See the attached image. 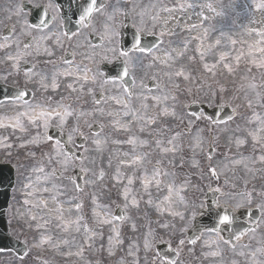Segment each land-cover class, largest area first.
I'll use <instances>...</instances> for the list:
<instances>
[{
  "label": "rangeland",
  "instance_id": "374dc122",
  "mask_svg": "<svg viewBox=\"0 0 264 264\" xmlns=\"http://www.w3.org/2000/svg\"><path fill=\"white\" fill-rule=\"evenodd\" d=\"M21 1L0 0V39L2 29L6 25H13L15 12ZM261 2L262 0H133L123 4L121 0H113L109 7L101 11L100 17L107 21L101 22L100 33L110 40L108 48L112 57L120 54L119 30L122 24L118 17L121 18L124 11H128L133 25L139 31L146 29L150 32L167 33L163 36L164 43L160 45L164 55L159 52L161 60L158 55L157 58L153 57L154 65L150 64L151 58H148L141 66H132L136 85L131 99L120 84H106L100 78L101 92L107 94L106 102L100 108L105 110L108 107L112 117L111 121L108 117L102 122L104 131L100 133V138L105 143L99 149L93 142L96 135L88 132L84 136L87 144L79 149L84 155L82 160L74 157V161H69L67 165L61 164L64 155L57 154V144L47 136L50 126L47 130L44 125L23 126L22 131L14 122L0 118L4 125L0 127V162L9 163L16 170V185L8 211L10 230L13 236L30 249L24 259L13 253L0 252V264H169L156 251L159 243L169 245L175 251L178 255L176 264H264V256L256 251L264 247V218L261 217L264 196L261 199L257 195L252 196L251 201L228 202L229 207L235 211L253 208L260 213L257 229L250 231L233 247L218 240L214 232H204L196 244H192L187 238L194 220L193 213L197 217L201 210L206 209L204 184L210 177L207 169L208 137L205 135L204 116L198 118L187 110L192 104L207 105L208 101L210 104L221 102L222 105L232 106L236 110L237 120L226 126L228 129L236 126L241 117L245 116L241 101H251L252 108L253 103L257 104L252 112L257 115V110L261 109L260 99L257 94L254 99L250 88L255 95V88L251 86L264 82V69L255 67L251 60L252 56L264 54L250 52L249 49L259 40L255 33L264 32V9L257 7ZM182 4L185 5L184 8L180 7ZM188 4L192 7H187ZM209 4L212 5L211 9L207 7ZM165 8L173 11L162 10ZM246 29L253 30V34L247 35ZM225 36H231L237 43L231 44ZM217 39L221 41L219 45L215 43ZM209 45L212 46L210 52L206 51ZM202 51H205L203 59ZM223 53L227 55L221 61L220 55ZM125 59L137 65L141 61L134 54ZM205 64L209 67L205 68ZM178 71H182L183 75L177 76L175 73ZM149 77L158 81L159 89L150 91L146 88ZM245 92L248 97H245ZM153 97H160V101L157 102ZM117 100L122 103H117ZM125 104L128 109L124 107ZM142 104H146L147 108H142ZM164 109L168 110V115L164 114ZM128 110L130 113L125 116L124 112ZM152 110H155V115L150 114ZM164 115L172 116L173 122L159 123ZM137 116H143L144 119L138 120ZM153 118L154 123H147ZM117 121L121 125H129V128L118 126ZM167 126L175 129L178 140H171L174 151L165 153L162 149L170 141ZM61 128L71 130L69 136L75 143L80 127L62 125ZM30 129H33L34 134L29 133ZM153 135L163 142L160 146L152 142ZM197 138L200 140L199 147H196ZM129 140H135L136 144L128 143ZM140 141L147 143L140 144ZM150 149H156L158 154L147 153ZM135 156H141L142 163L128 166L129 162L125 161ZM246 162L249 169L241 177L251 181L254 161L248 158ZM157 165L161 169L162 184L158 189L153 183L145 191L142 177L145 172L152 175ZM76 167L80 170L81 167L84 168L81 175L82 190L76 187L73 176ZM217 167L213 168L219 177L226 175L230 178L228 172H222L218 165ZM118 169L122 174L120 177H117ZM53 170L55 175H52ZM101 172L104 174L103 179L100 178ZM129 178L133 179L131 185L128 184ZM233 181L236 182L237 179ZM53 185H56L55 189ZM168 185L174 189L170 210L161 211L157 205L168 195ZM45 187L49 189L48 192L43 191ZM125 188L130 189L127 201L123 195ZM257 189L255 188V192ZM175 190H180L179 195L175 194ZM133 197L137 201L136 205L132 204ZM179 197H183V201ZM149 200L152 201L151 204L148 203ZM77 205H81L79 210ZM161 207L169 209V204L165 202ZM39 208L49 216L44 218V215L37 214ZM117 208L121 209L120 215H125L126 212L127 219L112 220L108 225L96 226L94 238H84L82 227L89 216L96 215L93 217L96 223L105 216L107 210L111 211L112 216H116ZM58 209H62V219ZM173 212L182 213L183 218L172 215ZM33 216L36 217L35 220L32 219ZM76 220L80 224L79 231H75L76 225L72 223ZM61 224L72 229L67 231ZM117 232L119 236L116 235ZM44 238H49L50 243H41ZM181 240L185 241L183 245L180 244ZM212 240H217V243H212ZM72 248L76 252L72 251L73 254L68 255L67 252ZM212 251H219L220 254L208 255Z\"/></svg>",
  "mask_w": 264,
  "mask_h": 264
},
{
  "label": "flooded vegetation",
  "instance_id": "af4514ba",
  "mask_svg": "<svg viewBox=\"0 0 264 264\" xmlns=\"http://www.w3.org/2000/svg\"><path fill=\"white\" fill-rule=\"evenodd\" d=\"M29 1L32 5L25 7L21 4L17 7L13 26L8 31H4V34L10 33V37L5 38L3 37L4 34L1 33L0 92L2 93L6 88L7 93L2 95H6V98H0V118L16 123L15 117L25 110L23 106L27 102L34 106L39 105L49 111L59 110L61 113H63L64 108H68L72 115L65 118L63 125L79 126V133L84 132L83 127L94 125L99 126V131L103 132L104 128L103 131L100 128L102 122H105L108 117L111 121L112 115H109L110 109L108 107L105 110L104 108L101 109L100 106L103 103H98V101H106L107 99L106 92H101L100 78L106 84L119 83L123 88L122 83L107 80L104 74L105 66L109 68L108 65L123 57L122 53L118 57L115 54L112 57L108 48L111 44L109 43L110 40L100 33L101 22L107 21L100 17V13L110 6L113 0H105V3L103 1L101 9L93 11L91 19L86 21L83 26H81V14L84 7L90 5L91 0H60V4L59 0ZM127 13L128 11H124L121 18L118 17L119 22L122 18L124 19L122 24L129 17ZM44 18L49 19V22H44ZM33 20L37 21L36 24L32 23ZM46 23L47 25H45ZM157 28L158 26H156ZM160 47L157 46L151 52H131L141 61L139 65L129 63L132 66H141L146 63L148 58H151L150 64L154 65L155 59L153 57L157 58L156 55H158L160 58L159 52L164 55ZM18 55L19 58L17 59ZM129 55L125 57H129ZM70 67L73 74L58 75L66 72ZM85 75L88 79H81ZM53 77H55L57 84L55 89L51 86ZM42 78L44 83L48 85L47 88L41 85ZM262 84L264 82L255 88V95L250 88L254 99H256L257 92L264 95V87H260ZM146 88L153 91L159 89L160 85L151 84L148 80ZM24 92L27 95L18 98ZM134 94L135 89L132 95L127 93V96L131 99ZM246 96L247 92H245ZM258 101L261 109H258L256 113L264 118V100ZM208 103L210 104V101ZM209 104H207L209 109H213L221 102L210 104L211 106ZM241 104L244 106L243 113L245 116L241 117L239 123L231 129L226 126L235 123L237 117L228 123H214L211 118L204 116L206 122L205 135L208 137L207 169L210 176L204 184L205 196L214 197L216 203L219 201L220 206H230L228 202L251 201V197L255 195L259 199L264 196V162L259 160V157L264 155V130H261L262 126L259 121L252 119L255 116L252 112L254 108H257V104L253 103V108L248 107L247 101H241ZM81 113L84 115H80ZM150 114L155 115V110H152ZM131 119L133 120L134 117ZM59 120L60 117L53 113L49 122L50 126L58 125ZM170 121L173 122L172 116L164 115L163 120H160L159 123L166 124ZM21 124L25 127H31L42 126L44 122L39 120L33 124L27 116H23L21 117ZM169 129L167 126V137L169 140L176 137L173 141H177L178 133L174 128ZM68 131L71 130L68 129ZM29 133L33 134V129H30ZM250 133H257L261 137L260 142L254 141ZM152 138V142L159 140L156 135H153ZM238 140H243L244 143L238 144ZM166 146L172 148V143L168 142ZM147 153L158 154L156 149H150ZM248 158L254 161L252 165L254 173L251 181H246L241 177V174L249 169L246 162ZM237 160L243 162L237 164L235 163ZM217 165L222 172L229 173V179L226 175L219 177V180L211 176L210 168H218ZM235 179H237L236 182L233 181ZM215 188H219L220 191L213 192L211 190ZM255 188H258L256 192ZM245 190L249 191L245 192ZM243 194L250 196V199H247Z\"/></svg>",
  "mask_w": 264,
  "mask_h": 264
},
{
  "label": "snow or ice",
  "instance_id": "6c2138e0",
  "mask_svg": "<svg viewBox=\"0 0 264 264\" xmlns=\"http://www.w3.org/2000/svg\"><path fill=\"white\" fill-rule=\"evenodd\" d=\"M180 7L181 8H184L185 5L182 4V5H180ZM187 7H192V5L191 4H188ZM207 7L211 9L212 8V5L209 4V5H207ZM257 7L260 8V9H264V0H262V2L257 5ZM97 10H98V6L96 4V0H91L90 5L87 6V7H84L83 12L81 14V18H80V20H81V26H83L86 21H89L91 19V13L93 11H97ZM162 10L168 11V12H172L173 11V9H170V8H165V9H162ZM141 15H143V14H141ZM154 19H158V17H154ZM193 27L195 28L196 25H193ZM245 32H246L247 35H252L253 34V30H251V29H246ZM206 33H207V30H205V34ZM166 34L167 33L165 31H161L160 32V37H163ZM255 35L259 37V40L254 45H251L250 46L249 51L250 52H253L254 51V52H258V53L264 54V32H258V33H255ZM225 39H227L233 45L237 43V41L235 39H233L231 36H225ZM161 43H163V40H161ZM215 43H216V45H219L221 43L220 39H217ZM211 49H212V46L209 45V47H208V49L206 51L210 52ZM136 50L143 52L144 51V48H143V46H141V47H139ZM125 55H127V54H125ZM226 55H227V53L221 54L220 55V60L223 61L225 59V56ZM204 56H205V51H202L201 52V59H203ZM9 58H12V57H9ZM18 58H19V55H18L17 59ZM236 59L238 61L239 60V56ZM251 62H252V64L255 67L260 68V69H264V55H261L259 57L252 56ZM131 67H132L131 63H126L125 69H124V75H128L129 70H130ZM204 67L205 68H208L209 66L207 64H205ZM229 70L231 71V69H229ZM209 71H211L210 68H209ZM71 74H73V72H72V69L70 67L66 72L59 73L58 75H71ZM175 74L177 76H179V75H183V72L182 71H178ZM185 78H187V77H185ZM81 79L87 80L88 77L85 75L84 77H81ZM93 79H94V77H93ZM40 83H41V85L43 87H45V88L48 87V85L44 83V79L43 78L41 79ZM51 86L54 89L57 87L55 77H53V81H52V85ZM251 87L256 88L257 85L253 84ZM260 87H264V84L260 85ZM26 95H27L26 92L21 93L18 98H23ZM257 97L259 99H261V100H264V95H262L259 92H257ZM153 98L155 100H157V102L160 101V97H153ZM113 99H115V98L113 97ZM145 99H146V97H145ZM165 99H167V97H165ZM104 102H106V101H98V103H104ZM117 103H122V101L117 100ZM23 107H24L25 110L23 112H21L17 117H15V121H16L15 126L16 127H20L22 131L24 130L23 129V125L21 124V117H23V116H27L28 119L33 124H35L39 120H43V122H44V128H45V130H47L48 127L50 126V123L49 122H50V119L53 116V113L56 116H59L60 117V120H59V123H58V126H60V127H62L65 118L67 116H71L72 115V112L69 111L68 108H64L63 113H61L59 110L49 111V110H47L45 108H41L39 105H35L34 106V105H31V104H29L27 102H25V105ZM124 107L126 109H128V105L127 104H125ZM141 107L142 108H147V105L146 104H142ZM248 107H252L251 101H249ZM233 112H235V109H233ZM129 113H130V110L125 111L124 112V115L127 116V115H129ZM164 114L165 115H168L169 114L167 109H164ZM80 115H84V113H81ZM109 115H111V113H109ZM136 118L138 120L139 119H144L143 116H137ZM252 119L255 120V121H259L261 123V126H262L261 127V130H264V118H261L259 115H255ZM154 122H155L154 118L147 121V123H154ZM116 123H117L118 126H120L122 128H125V129H128L129 128V125H127V124L121 125V124H119V121H117ZM225 123H226V121H225ZM3 126H4L3 123L0 122V127H3ZM100 128H101V131H103L104 125H101ZM141 130H143V129H141ZM250 134L252 135V138H253L254 141H256L257 143L260 142L261 137L257 133H250ZM95 135H96L97 138L93 142L97 145V149H99L100 146L103 143H105V141L100 138V133L99 132L96 133ZM49 139H51V138L49 137ZM175 139H176V137H173L172 138V140H175ZM68 141H69V143H71V136L68 137ZM171 142L172 141L170 140L169 143H171ZM128 143L135 145L136 144V141L135 140H129ZM146 143H147V141H140V144H146ZM162 143L163 142L160 141V140H157L156 141L157 146H160ZM237 143L238 144H242V143H244V141L243 140H238ZM56 144H57V149H56L57 154L58 155H61V154L64 155V160L61 161V164L62 165H67V163L69 161H74V159H75L74 157H69V156H67L66 153L63 152V149L60 147V141H56ZM199 146H200V140H199V138H197L196 147H199ZM162 151L166 153V152L174 151V149H172V148H163ZM85 152H87V148H85ZM209 159H211V157H209ZM259 160L261 162H264V155H261L259 157ZM242 162L243 161H241V160L235 161V163H237V164H240ZM141 163H142V157L141 156H135L129 162V165L128 166L131 167L133 165H138V164H141ZM40 171L43 172V169H40ZM81 171H84V168L83 167H81ZM210 173H211V176L214 179L219 180V175L217 174V172H216V170L214 168H210ZM52 175H55V170H53ZM121 175L122 174L119 172V169H118L117 170V177H120ZM164 175H167V173H164ZM103 176H104V174H103V172H101L100 173V178L103 179ZM160 176H161V169H160L159 165H157V167L155 168V170L153 171V173H152L151 176H149L147 174V172H145L144 176L142 177V183H143L144 190L147 191L149 189V187L153 183H155L156 187L159 189L160 186H161V184H162V180L160 179ZM45 179H47V176L45 177ZM73 183H75V182L73 181ZM132 183H133V179L132 178H129L128 179V184L131 185ZM225 183H227V181H225ZM29 187H31V186H29ZM76 187L78 189H81L82 190V186L81 185H76ZM167 187H168V195L166 197H164V200L161 201V204L160 205H157V208L159 210H161V211L170 210V204H171L172 195L174 193V189H173V187L171 185H168ZM53 188L55 189L56 188V185H53ZM180 190H182V189H180ZM180 190H175V194L176 195H179V191ZM211 190L213 192H219L220 191L219 188H215V189H211ZM43 191L44 192H48L49 189L47 187H45L43 189ZM129 192H130V189L129 188H125L124 193H123L125 201L128 200ZM243 195H245L247 199H250V196H248L247 194H243ZM179 198H180L181 201H183V197H179ZM53 199L55 200V196H53ZM165 202H167L169 204V209H164L163 207H161V205H163ZM94 203H95V201H94ZM148 203L151 204L152 201L149 200ZM132 204L133 205H136L137 204V201H136L135 197H133V199H132ZM217 206L219 207V201H217ZM45 207H46V205H45ZM80 207H81V205H77V210H79ZM98 207H99V205H98ZM261 207H262L261 217L264 218V205H262ZM126 208H127V205H125V209ZM58 211L61 212V219H62V209H58ZM225 212H227V209H225ZM171 214L172 215H180L181 218H183L182 213L173 212ZM97 215H99V213H97ZM105 216H107L109 218L108 219H104L102 221L103 223H111L112 220L124 221L125 219H127L126 212H125V215L112 216L111 211L110 210H107L105 212ZM32 219L35 220L36 217L33 216ZM193 219H195V214L194 213H193ZM259 222L260 221H257V224H259ZM72 223H74L76 225V230L79 231L80 230L79 221L78 220L72 221ZM233 223H234V217H230L228 214H225V215L222 216V218H220V224L221 225H231ZM38 227H40V226L38 225ZM64 227H65V230H67V225H65ZM240 227L242 228L243 226H240ZM221 230H222L221 228H216L215 229V235H216V237H217L218 240H223V237L220 236ZM88 231H90V230H88ZM250 231H255V229H250ZM116 235L119 236V232H117ZM233 235L235 236V240L236 241H240L241 240V237L243 235H246V233L240 231L239 233H233ZM202 236H203V233H201L200 236L192 239L190 242L192 244H196L197 240L200 239ZM109 239H110V242H111L112 237H110ZM64 242L67 243V241H64ZM118 242L122 243V241H118ZM211 242L212 243H217V240H212ZM223 242L225 244H228V243H230V240H223ZM41 243H50V240H49V238H44V239L41 240ZM184 243H185L184 240H181L180 241V244L181 245H183ZM205 243H208V241H205ZM245 246H247V245H245ZM56 247H58V245ZM256 251L259 252L261 254V256H264V247L259 248ZM72 254L73 253H71V252L68 253V255H72ZM219 254H220L219 251H212V252L208 253V255H211V256H218ZM240 254L241 255H244L243 252H241ZM76 255H79V253H76ZM253 259L255 260V254H253ZM169 264H176V262L175 261H172V262H169ZM257 264H258V262H257Z\"/></svg>",
  "mask_w": 264,
  "mask_h": 264
},
{
  "label": "water",
  "instance_id": "95a60500",
  "mask_svg": "<svg viewBox=\"0 0 264 264\" xmlns=\"http://www.w3.org/2000/svg\"><path fill=\"white\" fill-rule=\"evenodd\" d=\"M129 28V27H125ZM135 36V34H130L129 31H126L125 43H129L131 47L140 46L141 41L137 40L135 43L131 40V38ZM123 80H128L127 75H121ZM195 108L194 106L191 107ZM214 119H218L217 115H214ZM13 186V170L9 166H0V250L3 251H14L18 256L24 257L27 253L26 247L12 238L8 232V225L5 218V212L8 207V202L10 198V190ZM244 212H240V217H244ZM257 217L252 219V222H256ZM241 221V218H234V223L231 225H226L227 227L223 228L220 224V218L218 220H214L211 216H205L201 219H197L195 222L194 230L191 233L195 235H199L202 231H215L216 228H221V233L225 230L233 235V233H239L240 231L244 232L249 227H244ZM240 226H243L242 228ZM197 235V236H198ZM235 237V236H234ZM228 239V238H227ZM160 255L164 258L172 259L171 250L165 245H159L157 247Z\"/></svg>",
  "mask_w": 264,
  "mask_h": 264
},
{
  "label": "bare ground",
  "instance_id": "6f19581e",
  "mask_svg": "<svg viewBox=\"0 0 264 264\" xmlns=\"http://www.w3.org/2000/svg\"><path fill=\"white\" fill-rule=\"evenodd\" d=\"M133 158H131V160H132ZM131 160H128V161H125V162H130ZM149 176H151L150 174H149ZM144 188V187H143ZM174 200H176L175 198H174ZM37 214H39V215H44V218H47L48 216H49V214H43L42 212H41V208H39L38 210H37ZM95 216L96 215H93V217L95 218ZM93 217L92 216H89L87 219H86V221H85V223H84V225H83V227H82V230H83V233H84V238H90V239H92V238H94V233L96 232V226L97 227H101L102 225H108V223H103L102 221L104 220V219H106V217L105 216H102L101 218H100V220L99 221H97L96 223L94 222V220H93ZM51 223H54L53 221H51ZM62 226L61 227H63L64 229H65V224H61ZM70 229H72L71 227H69L68 225H67V231H69ZM74 229H75V231H76V226L74 227ZM88 230H90V231H88ZM73 242H76V240H72ZM72 251H74V252H76V250L74 249V248H72V250H70V251H68L67 253H69V252H72Z\"/></svg>",
  "mask_w": 264,
  "mask_h": 264
}]
</instances>
